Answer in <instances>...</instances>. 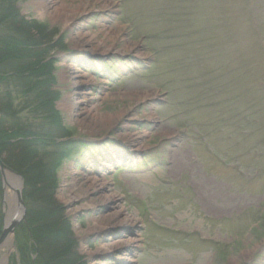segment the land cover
Returning a JSON list of instances; mask_svg holds the SVG:
<instances>
[{
	"label": "rangeland",
	"instance_id": "rangeland-1",
	"mask_svg": "<svg viewBox=\"0 0 264 264\" xmlns=\"http://www.w3.org/2000/svg\"><path fill=\"white\" fill-rule=\"evenodd\" d=\"M39 1L16 3L17 15L27 22H17L20 29L44 40L61 39L66 50L105 54L104 63L113 55L111 61L122 70L131 69V75L108 86L72 64L55 63L56 80L65 87L59 90L57 108L67 132L61 130L62 137L57 134L59 141L65 135L97 140L114 134L125 149H106L105 141L96 149L98 157L94 150V161L83 153L77 163L63 162L48 181L38 183L32 175L26 180L39 188L34 191L40 190L33 199H53L63 209L66 240L75 248L60 256L59 263L72 259L74 264L262 261L264 64L249 79L244 69L254 67L264 56L249 45L242 30L224 27L226 3L222 19L217 17L216 0H50L47 9L39 8ZM236 2L243 6L242 0ZM3 3L0 0V7ZM10 58L0 61V79L8 82H12L7 77L14 64ZM32 72L31 83L42 76ZM237 72L243 76L237 79ZM17 80L19 85L24 82ZM223 86H229L228 96L235 97L225 108L224 97L211 91ZM235 109L239 116H233ZM101 116L104 125L99 124ZM8 127L14 126L8 124L7 134ZM13 142L9 140L4 150L17 159L27 156ZM111 149L125 159L117 157L118 168L109 171L102 166L115 155ZM8 153L3 154L0 147V156L8 160ZM50 160L42 151L30 171L39 173ZM0 162L21 178V199L29 191L32 194L22 170ZM4 177L7 184L0 172L2 223L3 190L16 199L9 190L8 175ZM23 205L25 218L21 228L18 224L12 232V240L5 244L7 237L0 246V264H21L22 260L35 264L49 252L45 245L46 251L36 256H20L16 241L31 229L28 208ZM117 208L129 217V223L120 224ZM3 229L4 223L0 238ZM127 239L136 250L126 251L122 241Z\"/></svg>",
	"mask_w": 264,
	"mask_h": 264
},
{
	"label": "trees",
	"instance_id": "trees-1",
	"mask_svg": "<svg viewBox=\"0 0 264 264\" xmlns=\"http://www.w3.org/2000/svg\"><path fill=\"white\" fill-rule=\"evenodd\" d=\"M19 1L3 0L4 5L0 7V25L4 24V27L0 28L2 30L0 33V61L11 57L10 60L14 62L9 70L11 77H7L12 82L0 79V85H4L2 87L4 97H2L3 100H0V147L3 154L8 153L4 147L9 144V140L12 142L19 140L13 144L22 153H27V156L17 159V156H12L9 151L7 158L11 162L6 157L0 156V158L7 162L11 168L15 170L20 168L24 181L30 180V175H32L31 179L43 183L50 177L54 178V171L60 168L63 161L69 158L77 147L71 141L57 142V134L61 131L60 116L54 110L53 103L57 100L58 93L53 90L54 77L48 63L45 62L43 47L46 41L43 37L39 38L38 34L37 36L33 35L31 32H26V28L22 30L18 27L17 22L27 24L15 11L16 3ZM18 19L19 21H17ZM32 71L42 75L41 78H36L33 83L29 80ZM1 73H3L2 69H0V75ZM20 78H23L24 82L19 85L17 79ZM14 102H17V108L13 107ZM18 102L22 105H18ZM38 119L42 122L39 123ZM5 123L14 126L9 127L8 134L3 130ZM42 151H45V155L51 156V160L48 165H43L44 167L39 173H33L30 171L32 162L39 157ZM33 168L38 169L37 167ZM26 183L29 190H32V194L29 191L30 194L24 199L28 208L27 222L31 229L28 231V235L24 231L20 241L18 243L16 241L20 256L27 257L28 254L36 256L37 252L46 251L47 248H44L46 245L49 252L45 254L44 259H48L49 262L38 259L35 264H61L59 263L60 256L65 257L63 255L69 254L68 251L72 252L75 248L71 240H66L68 226L62 213L63 209L53 199H33L35 192L40 190L34 191L39 188L33 187V184L28 181ZM1 223L0 204V232ZM20 228L21 226H19ZM57 255L58 257H56ZM72 260L68 264H74L75 262ZM29 262L22 260L21 264H29Z\"/></svg>",
	"mask_w": 264,
	"mask_h": 264
},
{
	"label": "bare ground",
	"instance_id": "bare-ground-1",
	"mask_svg": "<svg viewBox=\"0 0 264 264\" xmlns=\"http://www.w3.org/2000/svg\"><path fill=\"white\" fill-rule=\"evenodd\" d=\"M49 1L50 0H42V1L37 2L36 5L39 8H41V9H47L45 5ZM64 108H65V106H64ZM104 119L105 118L103 116H101V119H100V122H99L100 125H102V124L104 125L105 124V120ZM7 126H8V124L5 123V125L3 127V130L5 132L7 131ZM8 160H9V162H11L10 159H8ZM104 161H105V164L102 167H104L105 170H111V168L114 166L113 164H114L115 161L112 158L110 160H107V161L105 159ZM1 166L5 167L2 164H1ZM8 179H9L8 182L11 184V186L13 188L19 189V186H18L19 183L17 182L18 180L16 179V177H14V176L9 174L8 175ZM2 180H4L3 177H2ZM91 180L92 181H96L94 179H90V181ZM9 190L12 191L14 193V195H15L14 190H12V189H9ZM6 195L11 196V197H8V196L6 197ZM17 201H18V199H13V196L10 194V192H9V194L8 193L6 194V192H5V199H3V213H4L3 223L4 224L6 223V226L12 224V221L10 219L18 220L20 218V216H21V213H22L21 210L22 209L19 206V204L17 203ZM21 202H22V204H25L24 199H21ZM115 214H117L116 216L119 217L120 224L129 223V217L127 215L123 214L121 209L117 208V211H116ZM21 223L19 224V226L21 225ZM11 240H12V238H11V235H10V236H8V240L6 241L5 244L9 243L8 241H11ZM122 243L125 244V249H126L127 252L130 251V250H134V246L133 247L131 246V244H133L131 242V239L124 240V241H122ZM127 261H130V257L127 258Z\"/></svg>",
	"mask_w": 264,
	"mask_h": 264
},
{
	"label": "water",
	"instance_id": "water-1",
	"mask_svg": "<svg viewBox=\"0 0 264 264\" xmlns=\"http://www.w3.org/2000/svg\"><path fill=\"white\" fill-rule=\"evenodd\" d=\"M0 172H1V174L3 175L2 177H3V182L5 183V184H7L6 182H7V180L5 179V175H12V176H14V177H16V179L18 180L17 182L19 183V189H16V188H13L12 186L10 187L12 190H14V192H15V195H16V199H18V201H17V203L19 204V206L21 207V211H22V213H21V216H20V218L18 219V220H13V219H10L11 221H12V224L11 225H8V226H6V223L4 224V229L2 230L3 232H2V236H1V238H0V246L3 244V242H5V240H6V238L8 237V236H10L11 234H12V232L15 230V228H16V226L18 225V224H20L21 222H23V220H24V218H25V208H24V205L22 204V202H21V193H20V188H21V178H19V176H17L16 174H14L12 171H9L7 168H5V167H3V166H1V162H0ZM3 215H4V213H3ZM1 264H3V263H1Z\"/></svg>",
	"mask_w": 264,
	"mask_h": 264
}]
</instances>
